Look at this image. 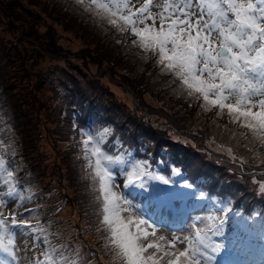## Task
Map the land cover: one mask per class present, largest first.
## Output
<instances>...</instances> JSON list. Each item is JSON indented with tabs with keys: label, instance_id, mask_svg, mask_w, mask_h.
<instances>
[{
	"label": "rangeland",
	"instance_id": "obj_1",
	"mask_svg": "<svg viewBox=\"0 0 264 264\" xmlns=\"http://www.w3.org/2000/svg\"><path fill=\"white\" fill-rule=\"evenodd\" d=\"M129 39L76 0H0V140L9 146L5 155L17 186L31 195L24 207L33 209L52 245L63 246L69 258L78 253L82 264H114L97 230L98 202L80 158L79 133L89 126L93 133L110 131L103 145L109 154L142 160L172 181L170 187L149 181L150 193H167L154 199L166 202L177 192L180 203H192L191 193L203 192L220 215L264 230V216L249 211L251 199H264L256 179L264 177V147L251 135L244 138L246 130L229 124L226 114L215 117L216 109L205 112L190 102ZM113 171L125 197L141 192L124 188L125 174ZM18 203L10 200L5 213ZM18 233V258L30 264L36 238L24 229Z\"/></svg>",
	"mask_w": 264,
	"mask_h": 264
},
{
	"label": "snow or ice",
	"instance_id": "obj_2",
	"mask_svg": "<svg viewBox=\"0 0 264 264\" xmlns=\"http://www.w3.org/2000/svg\"><path fill=\"white\" fill-rule=\"evenodd\" d=\"M76 2L106 20L121 36L127 34L131 38L127 43L143 53L144 59L151 58L190 102H197L205 112L216 109L215 117L226 114L229 124L246 130L244 138L251 135L264 147V0ZM79 135L80 158L99 207L97 230L105 234L114 264H215V255L223 245L214 243L209 233L222 235L225 220L204 228L194 224L187 235H158L155 225L138 215L132 201L118 190L113 169L119 167L125 174L124 188L141 192H149V181L169 187L172 181L150 172L144 162H129L124 154L105 151L108 129L96 133L81 130ZM8 148L0 140V253L9 258L0 264H20L12 231L16 228L36 238L30 264H82L78 253L69 258L63 246L54 247L47 229L32 215L33 209L24 207L31 195L25 197V190L17 186L16 171L9 167L5 155ZM257 186L264 195V182ZM183 187L192 188L188 184ZM166 194L159 188L150 193L156 197ZM191 194L200 200L210 199L203 192ZM10 200L18 201V208L6 214L4 208Z\"/></svg>",
	"mask_w": 264,
	"mask_h": 264
},
{
	"label": "trees",
	"instance_id": "obj_3",
	"mask_svg": "<svg viewBox=\"0 0 264 264\" xmlns=\"http://www.w3.org/2000/svg\"><path fill=\"white\" fill-rule=\"evenodd\" d=\"M124 49H126V48H124ZM137 64V68H143L144 66H142L140 63H136ZM145 65V64H144ZM142 70V69H141ZM143 71L145 72V73H148V68H145V69H143ZM143 71L142 72H140V73H143ZM148 74H152V73H148ZM142 75H144V74H142ZM142 78L143 79H151L152 81H153V79L151 78V77H145V76H142ZM148 84L149 83H146V82H142V86H148ZM200 119V121H202V119L201 118H199ZM208 120V119H207ZM208 122V121H207ZM91 128L88 126L87 128H85V130H90ZM123 134H125V133H123ZM125 136V135H124ZM247 153L249 152V151H246ZM128 154V153H127ZM138 159H134L133 161H137ZM140 162H143L142 160L140 161ZM145 163V162H144ZM258 170V169H257ZM256 179L258 180V181H261V182H264V177L263 178H258V177H256ZM184 180L186 181V182H188V183H192V182H190L187 178H184ZM246 200H248V199H245L244 201H245V208H247V206H249L248 205V202L246 201ZM251 201H252V204H251V206L249 207V211H251V210H254V211H256V212H258L261 216H264V199L263 198H255V200L253 201V199H251ZM248 209V208H247ZM262 219H264V218H262Z\"/></svg>",
	"mask_w": 264,
	"mask_h": 264
},
{
	"label": "bare ground",
	"instance_id": "obj_4",
	"mask_svg": "<svg viewBox=\"0 0 264 264\" xmlns=\"http://www.w3.org/2000/svg\"><path fill=\"white\" fill-rule=\"evenodd\" d=\"M195 202H196V199H194L192 203H195ZM214 210H215V209L212 208V207L208 208V211H214ZM183 226H184V225H183Z\"/></svg>",
	"mask_w": 264,
	"mask_h": 264
}]
</instances>
